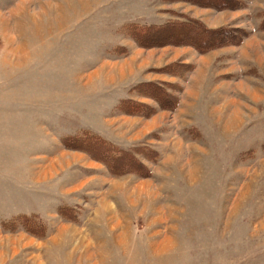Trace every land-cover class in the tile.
I'll list each match as a JSON object with an SVG mask.
<instances>
[{
  "label": "rangeland",
  "instance_id": "1",
  "mask_svg": "<svg viewBox=\"0 0 264 264\" xmlns=\"http://www.w3.org/2000/svg\"><path fill=\"white\" fill-rule=\"evenodd\" d=\"M239 1L0 0V264H264V0Z\"/></svg>",
  "mask_w": 264,
  "mask_h": 264
},
{
  "label": "trees",
  "instance_id": "2",
  "mask_svg": "<svg viewBox=\"0 0 264 264\" xmlns=\"http://www.w3.org/2000/svg\"><path fill=\"white\" fill-rule=\"evenodd\" d=\"M217 1H220L221 2V4L222 5H227V6H231V4H233V3H237L240 7H243V3L241 2V1H225V0H216V2ZM221 6V5H220ZM219 6V7H220ZM263 25V24H262ZM182 28V27H181ZM159 31H158V35H160V34H162V35H164V34H169L168 36L169 37H171V36H176V37H178V34H174L175 32H178V33H180V31L178 30V29H176V28H171V29H168V28H165V29H162V28H159L158 29ZM167 31V32H166ZM220 31H221V34H220ZM170 32V33H169ZM206 32V31H205ZM210 32V31H209ZM223 32H225V37L223 36ZM230 32H231V34H232V36L234 35L232 32H234V31H230V30H225V29H223V30H219V31H216V32H212L211 34H205V36L203 35V37L201 38V40H200V37L198 36V37H195L194 39H193V43H194V47L196 48V49H200V51H205V50H208V49H210V48H212V47H215V46H217V45H221V44H223V43H225V40H226V42L227 43H231V42H229L230 40ZM157 33V32H156ZM208 33V32H207ZM203 38H206V39H208V38H213V39H215V41H208V42H210V43H208V42H203V44L202 45H199V44H201L202 43V39ZM200 41V42H199ZM158 94V93H157ZM159 94H158V96L156 97L158 100H159ZM114 155H108L107 154V156H108V159H107V161L109 162V163H112V164H116V162L118 161V160H120V159H122L123 158V155H120V154H116V153H113ZM118 155H120V156H118ZM123 165V167H122V169L123 170H128L129 169V166L126 164V163H124V161L120 164V166H122Z\"/></svg>",
  "mask_w": 264,
  "mask_h": 264
}]
</instances>
